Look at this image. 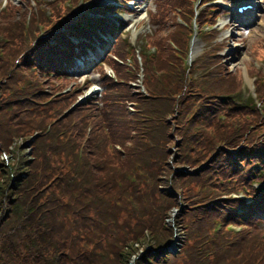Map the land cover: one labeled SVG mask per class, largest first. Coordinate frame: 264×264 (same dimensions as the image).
Returning <instances> with one entry per match:
<instances>
[{
    "label": "trees",
    "instance_id": "obj_1",
    "mask_svg": "<svg viewBox=\"0 0 264 264\" xmlns=\"http://www.w3.org/2000/svg\"><path fill=\"white\" fill-rule=\"evenodd\" d=\"M186 7L188 2L182 0H155L151 21L156 33L147 38L150 45L158 47L156 58L152 61V55L143 54L145 48H140L148 97L132 87L131 82L136 81L130 76L136 65L135 51L119 40L114 49L117 60H109L116 71V82L101 73L103 107L98 109L88 101L64 117L66 129L82 133L85 117L71 119L94 111L86 115L92 133L80 164L72 161L69 148H53L46 137L49 132H42V125L37 123L38 118L40 122L43 119L41 112L24 113L20 108L21 99L34 96L46 80L41 71L62 75L66 69L58 56L72 59L75 50L63 38L51 47L42 41L38 46L45 50L36 57L38 77L27 73L23 81L8 58L19 56L21 66L26 68L33 62L31 48L23 42V23L16 21L11 11L0 13L10 26L5 37L14 47H6L8 56L5 53L0 57V264H264V197L257 193L253 205L243 207L240 214L229 197L222 203L209 201L222 191L224 196L242 183L264 177V167L256 166L264 160V136L257 138L264 131V117L257 112L241 114L239 137L231 125L222 127L214 117L225 108L216 95L236 91L240 76L238 71L234 75L224 67L215 54L222 46L220 42L211 44L204 63H198L197 68L205 72L207 99L195 100L197 95L191 93L177 51L170 46L182 51L187 48L188 30L172 16ZM96 26L100 23L85 27L77 23L71 28L89 36ZM105 30L114 28L106 25ZM31 32L32 28L27 41L34 40ZM22 50L24 55L17 54ZM128 58L133 60L132 66L126 64ZM16 81L23 82L28 91L13 89ZM192 94L198 107L191 123H203L205 127L198 134L185 133V123L179 122L190 109L187 104H192ZM129 102L137 104L134 112H129ZM176 108L179 115L173 111ZM250 129L254 130L249 134ZM82 138L76 139V146ZM114 145H120L123 152ZM247 145L257 146L254 155L248 156ZM196 146L205 150L198 152ZM54 150L62 151L68 172L64 173L57 156L54 158ZM171 157L173 164L169 163ZM243 159L241 178L238 163ZM140 169L151 177V185L138 177ZM131 175L136 176V185L130 183ZM232 176L233 180L221 187L219 178L226 181ZM247 187L250 189L248 183ZM132 194L136 208L125 200ZM117 199L119 204H115ZM177 200H182L186 208L175 217L173 227L165 219ZM219 216L240 223L242 231L229 240L222 232L210 233L208 227ZM132 218L133 224L128 222ZM178 227L184 228L186 240L174 256L168 249L179 233Z\"/></svg>",
    "mask_w": 264,
    "mask_h": 264
},
{
    "label": "rangeland",
    "instance_id": "obj_2",
    "mask_svg": "<svg viewBox=\"0 0 264 264\" xmlns=\"http://www.w3.org/2000/svg\"><path fill=\"white\" fill-rule=\"evenodd\" d=\"M77 1L78 0H74L75 3H77ZM107 1H110V0H91V3L104 4ZM147 1L148 2L145 3V5H147L150 0H147ZM182 1L188 2V7H186V10H181V11L176 10L175 14H172V16L175 17L176 22L179 23L182 27L189 29L186 26H184L183 23H186L188 27H190L191 23L195 19V14L197 13H198V17L196 19V25L199 31L204 28L205 23H208V24L212 23L214 15H211L209 12V8L213 6L212 4H206L205 6H202V4L204 3V0H182ZM61 2L62 4L59 5L60 6L59 13H61L63 9H65L67 12V6L69 4V1L67 3V0H0V13L6 14L8 11H11L14 15H16L15 17L16 21L20 22L21 24L23 23V27H24L23 28L24 29L23 30V42L25 43L27 39L28 31L31 30L32 26L33 28H32L31 33H32L33 38L38 34V32H39V37H42L44 35L51 33V31L55 30V27L63 19L66 13L65 12L62 15L58 13L54 15V6L57 3H61ZM220 2L223 3V1H220ZM86 3L87 2H85L83 6L86 5ZM256 3H257V0H256ZM148 5H147L148 7L146 8H147V14L149 15V13L154 11L155 0H151L150 4ZM80 6H81V3L75 9L77 13L82 10ZM146 8L144 9V7H142V9L144 10H146ZM254 12L256 14L255 22L251 24L250 26L242 27L241 29L240 27L238 29H234L233 27H234L235 21H233V24L231 23L227 24L229 25V27H224L222 30H219V38L220 39L224 38L226 40V42H223V45L218 50L224 55L223 57H220V59L224 63V67L232 70L233 74L236 71H238V73L240 74V71H241L243 75L242 77L237 75L238 80H239V86L241 88V94L235 95V92H229V93H223V94L216 95L215 98L223 102L225 104V108L221 111L215 112L214 117L216 116L217 120L223 123L222 127L227 128L228 126L231 125L233 129L236 131V136L238 137L240 136V134L237 130V126H238V123L241 121V114L246 113V112H257L264 117V106L256 107L254 105L247 106V105L242 104V103H246L250 99L254 100L255 102L256 95H255L254 86H257L256 88L260 95L264 92V1L262 3L261 9L258 5V7L256 8ZM228 13H229L228 16L226 15L224 16V20L226 22H229V19L231 18L230 12ZM146 16L147 15H144V14L140 16H138V14H134L132 19H138L141 17H145V19L138 25V27L136 26V27H133L132 29H129V26H127L123 31L124 38H126L130 42V44L134 47L139 46L140 38L145 37L146 35L145 32H152L154 30L153 32L156 33L155 27L150 28V26L148 25V18H146ZM41 17H44V18L41 19ZM94 17L95 16L84 17L87 20H82L80 21V23L84 26H89L91 24L94 25L95 24L94 19L93 20L88 19V18H94ZM46 18H51L52 20L57 18L58 24L57 23L53 24L52 21L45 22L44 19ZM125 18L126 16H124L123 14H120V18L118 19L119 27H122L124 25V21L127 20ZM250 18L252 17L250 16ZM39 23H43L41 26V28L43 29L38 28ZM130 23H133V21H130ZM9 27L10 26L8 22L5 19L0 18V57H4L5 53L8 56L7 52L5 51L6 47H9L10 49H14V47L11 46L13 42L9 38L5 37L6 35L5 31H7ZM192 37L193 38L191 40V45H190L191 52L194 57H197L200 54L201 50L203 49V43L198 34ZM50 39H48V41ZM145 40L147 41V43L151 44L150 39L146 37ZM257 52H260L259 55H257V59H259L260 62L256 60ZM23 53L24 51L22 50V51H19L17 54L22 55ZM157 53H158V49L155 54L156 56H157ZM8 58L12 60L14 64L13 65L14 67L13 66L12 67L18 69L16 74L17 75L19 74V76H22L23 81L25 80L24 76H27V73L28 74L32 73L36 75V77H38V74L36 73L37 70L35 67H31L30 68L31 72H28L29 71L28 68L20 66L21 64L18 65L19 56L14 59L9 56ZM245 67L248 69V77H244ZM93 70H94L93 72L96 73L97 66H95ZM250 71H252V73ZM188 73H189V76L187 77L186 81H187V84L191 85L192 87L191 93H196L197 95L195 100L200 99V98L207 99L206 87L204 84L205 72L201 71L199 72L198 76H195L194 73H196V71L192 67ZM89 74L90 72H88V75ZM78 78H79L80 83L89 81L90 84H94L93 89L99 90L100 88L99 86H102L101 79L96 74L90 75L88 76V78H86V76L84 77L79 76ZM49 79H53V77ZM50 81L55 82L56 87H54L55 84L51 86L53 83H51ZM50 81L44 80L40 86V89L34 91V96L21 99L22 104L20 108L24 113L41 112V115H44L43 119L40 122L38 118L37 123H40L42 125L40 126L43 128L42 132L44 129L46 133L49 132V134L46 137H48L49 140L51 141L53 148H57V149H61L63 147L69 148L73 152L72 161H75L77 162V164H80V161H83L84 159L83 149L85 145L87 144L88 136L92 133V130L90 129V126L88 125L86 121V118H88L86 115L94 114V111L91 109L89 110L88 113H79L71 119V121H74L77 116H84L85 117L84 132L79 133L76 130L72 131V130L66 129L65 122L63 119L66 115L70 113L71 111L70 107L72 104L75 103V99L70 94L71 89L69 88L71 86L75 87V88H72V91H74L73 94L75 96H79V94L81 93L79 90H76L79 88V85L77 83H74V84L72 83L71 85V83H68V82L67 84H64V83H59L58 81H54V80H50ZM136 86H141L146 91L143 85L142 79H139V82L136 83ZM12 88L17 89V90L23 89V91H28L26 90L25 84L19 81H16L15 85L12 86ZM135 91H139V90H135ZM39 93H42V94H39ZM117 93L118 95H120L119 91ZM38 94L43 95V97L39 99H34L35 96L36 97L39 96ZM88 94L93 95L94 93L91 94L90 90L86 91L82 96H79L78 99H82ZM192 95L193 96L190 97L191 99H189V103H192V104H187V106H189L190 109H188L184 114L182 113L184 116L183 115L181 116L179 122L185 123V126L182 127L185 133L198 134L199 132L205 130V127H203L204 126L203 123L201 124L191 123V119L195 115V110L198 107V105L197 106L194 105L193 102L195 100L193 99L195 97H194V94ZM142 96L146 97L145 94H142ZM188 98L189 97H186L182 102H184ZM262 102H264V100ZM53 106H55V108ZM178 110L179 109L176 108V110H173V111L174 113L177 114ZM31 118L33 119L35 117H31ZM71 125H73V122ZM253 130L254 129H250L249 134ZM210 133L214 134L213 130L210 131ZM81 136L83 138L80 140L79 144L76 146L75 145L76 139ZM263 136H264V131L262 132V134L257 136V138H263ZM118 147H119V150L115 147L114 148L118 151L123 152V148L120 145H118ZM110 149H112L111 146H110ZM196 149L198 152L205 150L203 147H197V146H196ZM26 151L28 153V150ZM54 151H55L54 158H56L57 156V160L60 162L63 172L64 173L68 172L64 166L66 165V167L68 168V164L66 163L65 157L64 155L63 156L60 155L62 154L61 153L62 151L61 150H54ZM169 161H170L169 163L173 164L174 160L172 158V162H171V159H169ZM203 165L204 163H200V166H203ZM239 165L241 168L240 174L242 178L244 175L243 167L245 166L244 159L240 161ZM49 175H53V172H50ZM138 177L143 179L145 184L147 185H151L153 182L151 177L147 176L145 174V171H143L142 169L138 171ZM52 178H54V176ZM236 179H238L237 175H236ZM130 181H131L130 183H132L133 185H136V182H137L136 176L131 175ZM229 183L220 184V185L221 187L225 188ZM215 185H217V182L215 183ZM246 187H247V183H245V189ZM165 188L169 191L171 190L169 186ZM203 189L205 190V186L203 187ZM239 197L245 200L247 196L244 195L243 197H241V194H240ZM125 200L129 204H131L133 208L137 207L134 202L135 200L134 195L133 196L126 195ZM225 200L226 198L224 197H218V198L211 199L209 201H213L214 203H218V202L222 203ZM118 202L119 201L117 199L115 201V204H119ZM176 204L177 206L172 207L170 209L169 216L165 219V222L168 225L172 224L173 226L175 217H177L178 214H181L182 211L186 208L182 200H177ZM188 217L189 216H187V218ZM219 217L214 218L212 220L211 226L208 227L210 233L216 234V233L222 232L224 233L226 240L227 239L229 240L230 236H236L242 231L243 228L240 225V223L235 224L233 222L224 221L223 218L221 217L219 218ZM128 222L133 224L135 223V220L132 218ZM229 223H232V224H229ZM179 229H180L178 231L179 233L173 237V240L168 249V251L171 252L174 256L178 255L181 252L183 245L185 243V240H186L184 233H182V230H184V228L180 227ZM207 234L209 235L208 229H207ZM142 246H143L142 244L139 245L140 251H141ZM132 259H134V257H132Z\"/></svg>",
    "mask_w": 264,
    "mask_h": 264
},
{
    "label": "bare ground",
    "instance_id": "obj_3",
    "mask_svg": "<svg viewBox=\"0 0 264 264\" xmlns=\"http://www.w3.org/2000/svg\"><path fill=\"white\" fill-rule=\"evenodd\" d=\"M239 25H241L242 26V24L241 23H239L238 21H236Z\"/></svg>",
    "mask_w": 264,
    "mask_h": 264
}]
</instances>
